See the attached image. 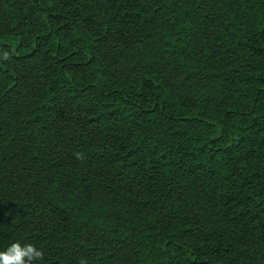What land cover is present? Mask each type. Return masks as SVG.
Listing matches in <instances>:
<instances>
[{"label": "trees", "instance_id": "16d2710c", "mask_svg": "<svg viewBox=\"0 0 264 264\" xmlns=\"http://www.w3.org/2000/svg\"><path fill=\"white\" fill-rule=\"evenodd\" d=\"M0 250L39 264H264V0H0Z\"/></svg>", "mask_w": 264, "mask_h": 264}, {"label": "clouds", "instance_id": "9594fccd", "mask_svg": "<svg viewBox=\"0 0 264 264\" xmlns=\"http://www.w3.org/2000/svg\"><path fill=\"white\" fill-rule=\"evenodd\" d=\"M8 60H10L8 52L0 55V62ZM43 255L34 244L16 240L0 250V264H39Z\"/></svg>", "mask_w": 264, "mask_h": 264}]
</instances>
